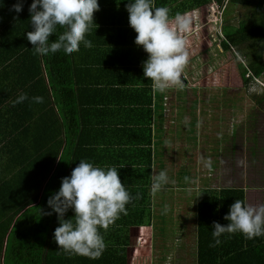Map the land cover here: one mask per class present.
<instances>
[{"label": "trees", "instance_id": "obj_1", "mask_svg": "<svg viewBox=\"0 0 264 264\" xmlns=\"http://www.w3.org/2000/svg\"><path fill=\"white\" fill-rule=\"evenodd\" d=\"M120 1L124 5L128 2ZM208 1L155 0V5L168 7L171 16L190 14L195 29L198 26L194 14L201 13L204 19L203 10ZM31 2L23 0L20 13L12 10L17 0H3L0 6V264H77L71 257L79 256H69L57 249L53 239L59 224L56 214H44L50 211L48 198L59 190L65 175V154L58 160L51 178L42 185L62 145L61 134L73 128L76 108L71 75L75 59L73 54L65 55L62 51L46 57L34 54L25 35L33 30L28 11ZM230 5L232 10L236 6L244 8L237 24L228 21ZM205 27L211 30L209 24ZM222 28L220 48L212 43L218 54H232L239 48L240 57L246 59L244 64L238 62L243 82L263 76L264 0H228L223 9ZM62 31L58 29L57 36ZM55 39V34L50 35L49 40ZM20 93H26L29 100L13 106L12 101ZM36 96L43 97V103L32 101ZM257 100L258 104H264V92ZM34 136L36 147L32 146ZM1 154L5 159L1 160ZM18 160L25 163L20 174ZM19 178L26 182L18 185ZM199 194L197 203L188 207L195 210L196 264H264V236L245 239L239 233L226 234L218 246H209L213 242V222L227 223L223 217L229 206L234 200L245 201L244 188L207 186ZM261 203H264V190ZM136 211L146 216L138 219V224L150 223L151 216L146 215L145 207L137 206ZM190 220L193 222L192 213ZM105 245L100 258L87 257L83 264H127L125 245L128 244Z\"/></svg>", "mask_w": 264, "mask_h": 264}, {"label": "crops", "instance_id": "obj_2", "mask_svg": "<svg viewBox=\"0 0 264 264\" xmlns=\"http://www.w3.org/2000/svg\"><path fill=\"white\" fill-rule=\"evenodd\" d=\"M98 3L99 11L93 14V31L85 37L93 46L85 48L81 44L80 50L73 53L75 66L71 81L76 108L72 117L73 128L71 131L66 129L64 134H61L62 145L42 185L51 178L62 154H65L64 177L70 175L80 159L98 167H118L121 183L133 197L139 194V198L133 199L126 206L127 214H121L106 232L103 229L99 231L105 244H128L125 245L127 259L131 241L137 244V234L134 236V232L138 231L139 241L144 238L145 231L148 232L150 240L153 239L152 232L161 234L158 225H166L168 221L165 217H169L171 212V201H168V197L173 202L180 199L179 201L184 203L194 202L195 205L197 195L204 187H233L230 185L233 176L229 178L230 174H233L229 156L233 152L232 141H227L226 147L218 156L220 162L216 165V170H209L208 163L204 162L205 159L210 160V152L206 155L202 153L206 142L202 135L205 130L203 123L208 131V126L212 127L215 122L222 126L225 118L231 116L232 109H227L230 111L227 116V110L220 108L212 124V101L209 100L210 97L201 96L198 83L202 78L199 74L195 78L194 66H190L189 60L182 74V87H172L164 92L154 90L152 82L143 76L142 63L147 59V53L134 43L136 33L129 26L125 5L120 0H98ZM185 14L189 17V14ZM192 26L191 21V31L183 37L186 45L191 46L192 35H199L200 40L210 43L204 28L201 31L197 27L192 29ZM192 52L194 57L193 50L189 53ZM56 112L60 114L57 107ZM239 125L242 126V123ZM242 128L244 126L240 130ZM32 130L34 134V128ZM32 143V146L36 147L35 136ZM26 155L27 153H24V156ZM2 159H5L3 154ZM19 161L18 174L23 171L22 164L25 165ZM120 165L123 166L119 167ZM202 165L206 173L212 171V174L205 176V186L200 187ZM160 171L167 173L169 182L162 189L164 201L158 200L156 203L155 198L158 195L151 194L150 184L152 176ZM8 181L13 183L10 179ZM25 182V179L19 178L17 184ZM242 187L247 202L250 189L247 184ZM259 203L261 204V201ZM137 206L146 208V215L151 216L150 223H137L138 219L146 217L136 211ZM163 211L164 223L160 218ZM189 211L190 209L186 210L183 215H187ZM65 214L64 219H74L71 217L72 210ZM192 218L193 222L190 216H181L176 223L181 222L185 228L188 223L190 226L193 224V230L187 237L196 244L195 210H192ZM179 227L180 224H176L175 229L179 230ZM132 256L136 259L135 253ZM71 258L75 259L77 264H83L82 261L87 259L85 256Z\"/></svg>", "mask_w": 264, "mask_h": 264}, {"label": "clouds", "instance_id": "obj_3", "mask_svg": "<svg viewBox=\"0 0 264 264\" xmlns=\"http://www.w3.org/2000/svg\"><path fill=\"white\" fill-rule=\"evenodd\" d=\"M2 5L3 0H0ZM22 8L23 0L12 5L15 13H20ZM125 9L129 26L136 33L134 43L147 53L142 63L143 76L160 92L182 87V74L189 60L183 37L191 31L190 18L179 13L171 16L170 9L156 7L155 0H128ZM28 11L33 30L25 35L34 54L46 57L62 51L71 55L80 50L81 44L85 48L93 46L85 37L93 31V14L99 11L98 0H32ZM58 29L63 31L57 36ZM52 34L55 40H49ZM31 99L43 103V97ZM26 100H29L28 95L20 93L12 105ZM237 163L243 166L245 161ZM168 182L165 171L154 174L151 194L162 191ZM138 198L139 194L133 197L121 183L118 167H98L80 159L70 175L61 178L59 190L47 200L50 211L44 214L55 213L59 221L53 232L57 249L69 256L100 258L106 245L99 229L106 232L121 214H127L126 206ZM69 209L74 219H64ZM223 219L226 224L215 221L212 224L210 247L218 246L226 234L239 233L245 239L264 236V203L252 205L234 200Z\"/></svg>", "mask_w": 264, "mask_h": 264}, {"label": "rangeland", "instance_id": "obj_4", "mask_svg": "<svg viewBox=\"0 0 264 264\" xmlns=\"http://www.w3.org/2000/svg\"><path fill=\"white\" fill-rule=\"evenodd\" d=\"M229 10L232 11L231 13L228 12L227 15L229 23L237 24L240 17H242L244 8L236 6L232 10L230 5ZM194 17L197 18V28L202 31L203 26H199L204 23L202 14L196 13ZM207 28L210 29L209 26ZM190 37L193 42L191 46L186 45L189 64L194 66L195 78L198 74L202 78L201 82L199 80L198 83L201 96L210 97L209 100L212 101L210 103L214 109V116L211 119L212 124L220 108L232 109L231 116H228L230 111L227 110L228 117L222 122V126L215 122L212 127L208 126V131L203 123L205 130L202 131V135L205 137L206 142L202 147V153L206 155L207 152H210L208 154L211 158L207 161L206 159L205 161L202 160L208 163L209 170L218 169V166H216L220 162L218 156L226 147L227 141H232L233 152L229 156L233 174L231 173L229 178L233 176L231 178L233 182L230 185L242 187V185L247 184L250 189L247 194V203L258 205L261 201V191L264 188V104H258L257 99L264 92V86H262L264 75L258 79L243 82L238 62L244 64L246 59L240 57L241 50L239 48L238 50L235 49L232 54L228 52L218 54L216 47L211 42H203V40H200L199 35ZM195 38L197 41H195ZM190 50L194 51V57H192L193 52L189 53ZM207 80L209 81L207 82ZM241 123L244 128L240 130L242 126L239 124ZM217 126L219 127L217 128ZM229 152H231V149ZM238 160H244L245 164L243 166L239 165ZM201 172L200 187L205 186L203 185L205 176L212 174V171L206 173L203 165ZM220 185L223 184L220 183ZM157 195L155 198L156 203L158 200L164 201V191L157 193ZM169 198L171 212H169V217H165L168 221L165 225L166 229L163 225H158L161 234L155 235L152 232L153 239L151 240L148 232L145 231L144 238L141 241L138 239V231L134 232V236L137 234L135 236L137 244L131 241L127 251V264H196V246L193 240L187 237V234L193 230V224L190 226L188 223L185 228L181 222L176 223L177 220L181 219V216H190L188 214H191L192 210L186 213L187 215L183 214L189 209L188 207L194 205V202L184 204L183 201H179L180 199L173 202ZM160 218L164 223V211L160 214ZM184 220L186 221V219ZM175 223L180 224L179 230L175 229ZM146 229L148 230V228ZM131 252L137 255L136 259H133Z\"/></svg>", "mask_w": 264, "mask_h": 264}, {"label": "built area", "instance_id": "obj_5", "mask_svg": "<svg viewBox=\"0 0 264 264\" xmlns=\"http://www.w3.org/2000/svg\"><path fill=\"white\" fill-rule=\"evenodd\" d=\"M228 0H209L206 4L203 15H204V30L207 33L208 39L210 38L211 43H216L220 48V42L223 39V9L225 8ZM209 24L211 30L207 31L205 25ZM201 26V27H202ZM264 86V84H262Z\"/></svg>", "mask_w": 264, "mask_h": 264}, {"label": "water", "instance_id": "obj_6", "mask_svg": "<svg viewBox=\"0 0 264 264\" xmlns=\"http://www.w3.org/2000/svg\"><path fill=\"white\" fill-rule=\"evenodd\" d=\"M262 62H263V65H264V47H263V51H262Z\"/></svg>", "mask_w": 264, "mask_h": 264}]
</instances>
